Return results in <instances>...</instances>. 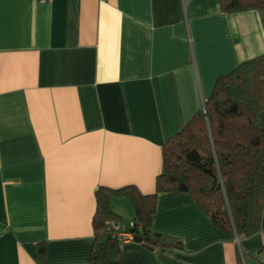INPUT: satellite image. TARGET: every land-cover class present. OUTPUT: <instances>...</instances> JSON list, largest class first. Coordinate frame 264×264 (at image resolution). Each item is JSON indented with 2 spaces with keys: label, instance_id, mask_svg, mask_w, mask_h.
Masks as SVG:
<instances>
[{
  "label": "crops",
  "instance_id": "0c3cea01",
  "mask_svg": "<svg viewBox=\"0 0 264 264\" xmlns=\"http://www.w3.org/2000/svg\"><path fill=\"white\" fill-rule=\"evenodd\" d=\"M264 52L259 12L220 0H0V264H89L99 186L155 190L162 144L216 79ZM123 229L128 198L112 195ZM122 264H264L260 230L230 236L188 194L160 192Z\"/></svg>",
  "mask_w": 264,
  "mask_h": 264
},
{
  "label": "trees",
  "instance_id": "16d2710c",
  "mask_svg": "<svg viewBox=\"0 0 264 264\" xmlns=\"http://www.w3.org/2000/svg\"><path fill=\"white\" fill-rule=\"evenodd\" d=\"M227 13L259 12L264 26V0H220ZM188 193L212 223L230 236L248 237L260 230L264 204V52L240 62L215 81L211 95L185 125L162 144V170L151 194L135 186L95 191L93 242L89 264H122L121 248L107 227L119 217L112 195L129 199L134 209V236L147 247L181 249V242L152 230L160 192ZM35 259L45 264L46 248Z\"/></svg>",
  "mask_w": 264,
  "mask_h": 264
},
{
  "label": "built area",
  "instance_id": "2783aa9c",
  "mask_svg": "<svg viewBox=\"0 0 264 264\" xmlns=\"http://www.w3.org/2000/svg\"><path fill=\"white\" fill-rule=\"evenodd\" d=\"M107 227L113 234L116 236L119 246L122 247L124 243L134 239V233L132 232V228L135 227V224L130 222L128 229H123L120 223L113 219H108L106 221ZM131 228V229H130Z\"/></svg>",
  "mask_w": 264,
  "mask_h": 264
},
{
  "label": "water",
  "instance_id": "95a60500",
  "mask_svg": "<svg viewBox=\"0 0 264 264\" xmlns=\"http://www.w3.org/2000/svg\"><path fill=\"white\" fill-rule=\"evenodd\" d=\"M135 240L139 241V238L137 236L134 237Z\"/></svg>",
  "mask_w": 264,
  "mask_h": 264
}]
</instances>
